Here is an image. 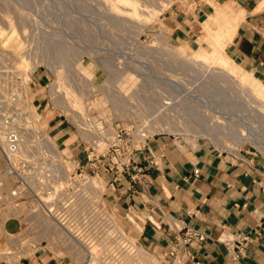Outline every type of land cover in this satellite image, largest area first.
<instances>
[{"label":"rangeland","instance_id":"374dc122","mask_svg":"<svg viewBox=\"0 0 264 264\" xmlns=\"http://www.w3.org/2000/svg\"><path fill=\"white\" fill-rule=\"evenodd\" d=\"M133 2L137 15L112 0H0V93L7 95V106L23 107L27 118L39 122L41 101L57 80L73 94V107L86 97L91 116L115 107L117 119L140 120L162 99L188 111L180 117L191 130L155 131L154 138L190 139L196 133L199 140L241 149L228 135L235 129L228 112L242 114L264 136V85L241 67L231 75L218 65V59L231 58L227 37H219L229 23L226 14L206 18L201 33L184 43L160 21L166 0ZM182 92L197 99H179ZM47 116L41 127L62 153L78 154L76 137L56 129L57 118ZM177 117L170 113L171 121ZM197 119L208 128L194 127ZM16 230L15 222L3 226L0 220V256L6 254L0 262L17 260L7 256L5 238V231Z\"/></svg>","mask_w":264,"mask_h":264},{"label":"built area","instance_id":"2783aa9c","mask_svg":"<svg viewBox=\"0 0 264 264\" xmlns=\"http://www.w3.org/2000/svg\"><path fill=\"white\" fill-rule=\"evenodd\" d=\"M156 79L165 81L160 77ZM59 83L53 80L49 84L37 123L26 117L23 107L7 106V95L0 93L3 156L0 220L3 219V225L11 221L17 225L15 232L5 231L7 256L17 255L19 260L43 249L73 264H166L160 256L131 242L119 228L114 212L104 205L101 179L111 175V185L118 176L126 174L129 182H138L143 173L141 164L156 167L161 157L148 146V140L155 136L153 132L191 130L180 117L188 111L171 107L162 99L150 115L140 120L136 117H131L129 122L117 119L115 107L111 114L103 111L91 116L86 97L82 98L80 106L73 107V94ZM186 95L197 99L185 92L178 94V98ZM47 113L53 120L57 118L56 129H67L76 137L78 154L67 157L57 141L48 135L46 127H41ZM170 113L178 116L176 123L170 120ZM227 114L235 128L228 134L235 140V146L246 147L264 159V136L258 134L242 114ZM197 120L194 127L208 128L201 119ZM198 137L193 133L191 139L199 140ZM216 142L212 145L219 154L227 156L230 162L239 161L241 149L218 147ZM193 174H197V170ZM260 231L264 233V227ZM237 239L222 242L234 259L240 255V242H245L243 238ZM203 240V236L187 230H179V237L175 239L182 245ZM17 260H10L8 264ZM187 264L200 262L190 259Z\"/></svg>","mask_w":264,"mask_h":264},{"label":"crops","instance_id":"0c3cea01","mask_svg":"<svg viewBox=\"0 0 264 264\" xmlns=\"http://www.w3.org/2000/svg\"><path fill=\"white\" fill-rule=\"evenodd\" d=\"M166 1L160 21L184 43L201 33L206 18L226 14L229 23L219 37L230 38L231 59L264 85V0ZM148 146L161 157L156 167L141 164L138 182L126 174L111 185V175L101 179L104 205L128 239L166 264H264V159L241 149L239 161L230 162L212 144L191 138L157 137ZM179 230L204 240L176 243ZM237 238L245 242L234 259L222 242ZM14 264L73 262L39 249Z\"/></svg>","mask_w":264,"mask_h":264},{"label":"bare ground","instance_id":"6f19581e","mask_svg":"<svg viewBox=\"0 0 264 264\" xmlns=\"http://www.w3.org/2000/svg\"><path fill=\"white\" fill-rule=\"evenodd\" d=\"M114 1L115 3H118L120 5H124V6H128L130 7L129 11L130 12H125V13H131L133 12V14H136L135 12L139 11L137 10L136 8V4L132 1V0H112ZM124 13V14H125ZM128 15V14H127ZM132 15V14H130ZM137 15V14H136ZM230 38H227L226 40H229ZM217 44V43H216ZM224 45V43H222ZM219 45V44H217ZM222 50V48H221ZM194 56V55H193ZM218 65H219V68L222 69V70H225L227 71L228 73H230L231 75L232 74H235V72H237L239 70V67H241L239 64L235 63L231 58L229 57H224V58H221V59H218ZM212 141L214 143V139L212 138ZM217 146L218 147H225L223 144H221L220 142H216ZM6 254L4 255H1L0 257H5Z\"/></svg>","mask_w":264,"mask_h":264}]
</instances>
